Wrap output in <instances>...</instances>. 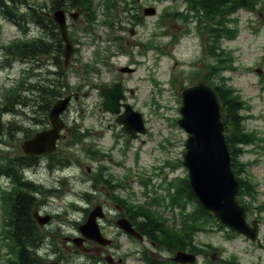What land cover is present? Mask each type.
<instances>
[{
	"label": "rangeland",
	"instance_id": "rangeland-1",
	"mask_svg": "<svg viewBox=\"0 0 264 264\" xmlns=\"http://www.w3.org/2000/svg\"><path fill=\"white\" fill-rule=\"evenodd\" d=\"M90 1V22L82 11L75 19L69 18L68 14L75 11L67 10L68 35L75 46L71 62L67 66L62 63L58 76L59 69L47 57L39 58L40 67L14 61L11 67L0 68V101L11 88L34 101L32 105L29 101L23 115L14 120L20 130L0 138V157L21 154V130H42L41 101L35 103L30 85L49 84L59 92L55 99L78 97L62 114L68 127L56 153L48 164L43 159V165L30 172L31 176L35 173L34 189L42 186L38 204L53 218L42 227L45 240L40 254L45 257L44 264H108L103 258L97 261L93 243L85 241L80 251L72 242L79 237L78 226L84 222V210L90 202L105 200L111 206L115 202L112 197H116L129 205H143L170 223L177 217L176 228L175 222L168 223V228L179 230L181 211L178 207L171 210L166 190L170 183L176 185L187 176L181 165L187 135L177 124L180 94L198 83L229 88L236 96L241 126L250 142L238 146L236 167H231L253 190V197H241L240 193L238 200L246 206L247 221L256 220L259 225L258 239L263 247L201 218L202 229L193 237V245L200 252L194 264H264V0H249L246 4H253V9L239 8L220 24L216 19H200L194 9L187 12L185 0H180L183 4L177 2L178 7L176 0H112L110 11L104 9L107 0ZM37 2L49 5L50 1ZM148 7L156 10L153 17L143 15L142 10ZM170 8L177 9L183 24L172 17L164 21L165 14L174 13ZM133 13L140 15L138 23ZM30 33L43 35L35 27ZM21 37L24 35L12 23L0 17V45ZM0 59L5 60L1 49ZM121 67L135 71L120 75ZM116 82L124 87L123 102L141 115L144 135L130 138L115 116L102 109L99 90ZM97 174L96 191L90 190V181ZM2 182L9 183L0 177V190ZM117 184L120 188L116 191ZM103 185L105 189H101ZM90 191L95 192L93 199L88 197ZM193 207L187 205L188 211ZM2 237L0 230V264H8ZM119 243L122 250L113 253L117 259L124 251L121 264H144L143 251L153 256L158 252L159 260L172 257L147 241L120 237ZM114 264H118L116 260Z\"/></svg>",
	"mask_w": 264,
	"mask_h": 264
},
{
	"label": "trees",
	"instance_id": "trees-1",
	"mask_svg": "<svg viewBox=\"0 0 264 264\" xmlns=\"http://www.w3.org/2000/svg\"><path fill=\"white\" fill-rule=\"evenodd\" d=\"M49 5L37 0H0V17L12 23L24 37L15 39L8 44L0 45L1 55L5 57L4 62H0V68L10 67L14 61L31 63L33 67L41 65L40 57H47L51 60V64L59 69L56 76L62 70V52L63 43L60 34L50 18L46 17L42 12H52L59 9L82 11L85 16L89 17L91 12L90 0H49ZM188 3V11L195 10L199 18L203 17L215 20V23L225 22V16H229L237 9L248 7L253 9V4H246L249 0H185ZM135 2V0H133ZM239 2V3H238ZM243 2V3H242ZM233 3V5H232ZM47 7V9H45ZM114 7L112 0H107L104 6L105 10L110 11ZM187 11V12H188ZM186 12V13H187ZM139 14L133 13V16ZM168 15V17H167ZM134 16V22L140 20ZM169 17H180L178 14H165L164 21ZM140 18V17H139ZM89 22L93 18L89 17ZM219 21V22H218ZM108 25V22H105ZM202 22L199 21V24ZM44 28L47 33L41 36L31 35L32 27ZM113 22L110 23L112 28ZM1 61V59H0ZM44 65V64H43ZM208 84V83H206ZM23 83L21 82V87ZM20 87V85H19ZM18 87V88H19ZM215 90L221 105V112L224 118V125L227 131L226 141L231 153V161L233 168L236 167L234 160L236 159V149L238 146L248 144L250 140L242 129L243 118L239 116L240 108L237 103L236 96L232 90L221 89L219 86H212ZM32 94L35 95V103L41 101L40 109L44 113L47 120V114L52 105L59 97V92L52 89L49 84L37 83L30 85ZM20 92V91H19ZM16 89L11 88L0 102V138L10 137L13 130L19 129L13 121L3 122L2 114L9 113L19 116L26 107H29L34 101L20 95ZM30 101V102H29ZM30 105H29V103ZM37 106L36 108H38ZM35 113V111H33ZM23 140L33 136L34 132L30 130H21ZM238 151V149H237ZM53 156V154L51 155ZM29 158V157H28ZM25 156H2L0 157V173L9 176L12 182H17L18 186L11 191H3L0 194V210H1V230L2 242L7 252L8 264H44L43 257L39 249L44 244L43 231L36 222L33 211L39 206L37 196L40 191L35 190L34 186L24 181L20 168L25 166L24 162L28 161ZM237 170L234 171L235 175ZM241 186V197H253V190L249 189V182H244L237 178ZM174 187L175 192L170 194V189ZM31 190V191H30ZM34 191V192H33ZM167 195L171 198V204L181 209V228L177 232L171 231L168 227L167 220L162 218L156 211L148 209L143 205L133 206L123 201L125 215L133 224L138 227L139 232L152 240L159 249L170 254L176 251H187L198 254V249L193 245V237L195 233L201 230L200 219L204 221H216L212 214L205 210L197 201L191 191L187 178L178 180L176 185L169 184ZM193 204L191 211H187V205ZM155 212V213H154ZM144 264H171L170 260L160 261L148 255L147 252L142 254Z\"/></svg>",
	"mask_w": 264,
	"mask_h": 264
},
{
	"label": "water",
	"instance_id": "water-1",
	"mask_svg": "<svg viewBox=\"0 0 264 264\" xmlns=\"http://www.w3.org/2000/svg\"><path fill=\"white\" fill-rule=\"evenodd\" d=\"M143 13L145 16H152L155 10L146 8ZM71 17L76 18V15ZM52 19L58 26L65 43L63 56L67 63L73 49L67 35L64 12L55 11ZM120 72L130 73L132 70L123 68ZM100 93L103 97V109L118 115L117 123L123 125L127 134L135 137L138 132L145 133L140 116L132 112L128 105H123L125 112L119 115L120 101L124 99L120 84L103 88ZM181 98V119L178 125L188 134L182 166L187 170L190 189L199 203L222 224L255 241L258 225L256 221H252L250 225L246 222V207L237 200L240 186L231 169L230 153L223 133L224 125L215 91L205 84H197L184 89ZM69 100L68 96L53 105L49 113L52 126L50 130L39 132L33 138L23 142L21 148L25 155H41L55 150V143L62 129L59 115L67 108ZM99 212V207L92 210L79 231L85 239L100 245H108L109 241L101 236L96 223L95 218L100 215ZM34 217L40 225L48 222V217H40L36 213ZM118 226L126 233L141 239L127 220H119ZM82 241L83 239H77V245L80 246ZM173 261L181 264L193 263L195 257L184 252H177Z\"/></svg>",
	"mask_w": 264,
	"mask_h": 264
},
{
	"label": "flooded vegetation",
	"instance_id": "flooded-vegetation-1",
	"mask_svg": "<svg viewBox=\"0 0 264 264\" xmlns=\"http://www.w3.org/2000/svg\"><path fill=\"white\" fill-rule=\"evenodd\" d=\"M62 120H63V117H62ZM40 121H41V123H40L41 129H43L44 127H46L45 117L43 116ZM64 123H65L64 129H67V127H68L67 123L65 121H64ZM47 127H48V125H47ZM42 158H45V160L49 159V157H47V156H41V157L32 158V160H31L32 163L31 164L27 163V165H25V167L34 168V167L42 166L43 164L39 163V160H41ZM3 175L7 176L5 174H3ZM98 175L99 174H97L95 176V178L90 181L91 182L90 190L93 189L94 191H96V187L94 185H95L96 178H97ZM1 177H3V176H1ZM6 180L9 181V176H7ZM13 184L18 186L17 182H14ZM105 188H106V185H103L101 189H105ZM119 188L120 187L118 185V187L116 188V191ZM107 189H108V186H107ZM94 193L95 192H93V191L88 192V197L93 199L94 198V196H93ZM112 193H113V191H112ZM110 194H111V192L107 193V195H110ZM112 200H114L115 202L111 203V206H109V204L105 200H103L102 202L94 201V202H90L86 206V209H85V210H87L89 212L93 207L100 206V207H102V210L104 212L102 214V218L98 219V224H99V228H100V231H101L102 235L110 237L111 240H112V244H111L110 247H98L95 243H93L94 246H95L96 256L98 258H100V259L109 256V257H111L114 260L115 257H114V253L113 252L116 251V250H122V246L119 244V238L123 237L124 234L121 231H117L116 233L115 232L109 233L108 230H110V229H115L116 230L115 225H116L117 221L119 219H121V218H127L129 220V218L127 216H125V208H124V205H123V201L119 200V198H116V197H112ZM132 224H133V222H132ZM133 227H134V229H136L134 224H133ZM121 256L122 257L124 256V251H122ZM120 259L121 258L119 256H117V260H120ZM112 264H114L113 261H112Z\"/></svg>",
	"mask_w": 264,
	"mask_h": 264
}]
</instances>
